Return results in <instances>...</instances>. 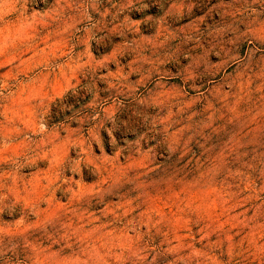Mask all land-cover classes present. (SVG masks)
<instances>
[{
	"label": "rangeland",
	"instance_id": "1",
	"mask_svg": "<svg viewBox=\"0 0 264 264\" xmlns=\"http://www.w3.org/2000/svg\"><path fill=\"white\" fill-rule=\"evenodd\" d=\"M0 264H264V0H0Z\"/></svg>",
	"mask_w": 264,
	"mask_h": 264
}]
</instances>
